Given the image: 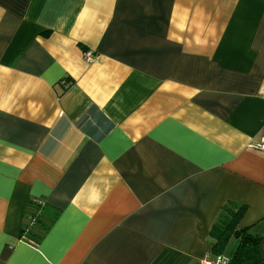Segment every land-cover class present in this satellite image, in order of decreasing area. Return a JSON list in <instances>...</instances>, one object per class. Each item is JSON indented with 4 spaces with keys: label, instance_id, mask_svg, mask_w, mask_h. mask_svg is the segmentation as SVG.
<instances>
[{
    "label": "crops",
    "instance_id": "1",
    "mask_svg": "<svg viewBox=\"0 0 264 264\" xmlns=\"http://www.w3.org/2000/svg\"><path fill=\"white\" fill-rule=\"evenodd\" d=\"M262 140L264 0H0V264L229 258L227 200L264 257Z\"/></svg>",
    "mask_w": 264,
    "mask_h": 264
},
{
    "label": "trees",
    "instance_id": "2",
    "mask_svg": "<svg viewBox=\"0 0 264 264\" xmlns=\"http://www.w3.org/2000/svg\"><path fill=\"white\" fill-rule=\"evenodd\" d=\"M245 210L246 207L242 204L225 201L209 232L210 252L214 255H221L224 252L231 237L237 240V246L227 258L226 264H264L260 249L262 236L253 234L250 228H239ZM58 214V209L44 201L29 200L26 208L28 222L22 229L20 239L34 245L38 244Z\"/></svg>",
    "mask_w": 264,
    "mask_h": 264
},
{
    "label": "built area",
    "instance_id": "3",
    "mask_svg": "<svg viewBox=\"0 0 264 264\" xmlns=\"http://www.w3.org/2000/svg\"><path fill=\"white\" fill-rule=\"evenodd\" d=\"M84 57H85L84 60L86 61H90L92 59L90 54H86ZM254 146L258 149L264 150V140L254 144ZM226 262H227V258H224L222 256H218L215 259L206 256L203 260V264H226Z\"/></svg>",
    "mask_w": 264,
    "mask_h": 264
}]
</instances>
